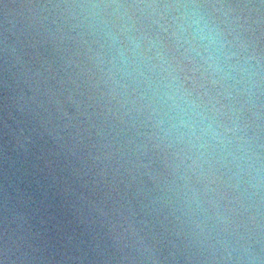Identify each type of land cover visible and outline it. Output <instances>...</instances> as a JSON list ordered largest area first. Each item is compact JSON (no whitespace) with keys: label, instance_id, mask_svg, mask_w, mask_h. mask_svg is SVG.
<instances>
[{"label":"water","instance_id":"water-1","mask_svg":"<svg viewBox=\"0 0 264 264\" xmlns=\"http://www.w3.org/2000/svg\"><path fill=\"white\" fill-rule=\"evenodd\" d=\"M0 264H264V0H0Z\"/></svg>","mask_w":264,"mask_h":264}]
</instances>
